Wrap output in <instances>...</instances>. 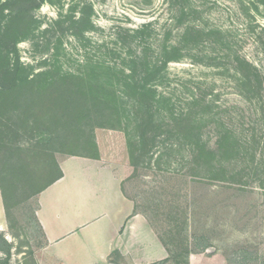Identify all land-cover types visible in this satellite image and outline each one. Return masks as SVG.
<instances>
[{
	"label": "rangeland",
	"instance_id": "rangeland-1",
	"mask_svg": "<svg viewBox=\"0 0 264 264\" xmlns=\"http://www.w3.org/2000/svg\"><path fill=\"white\" fill-rule=\"evenodd\" d=\"M60 88L102 103L67 121ZM42 147L122 176L151 251L110 262L264 264V0H0L8 264L43 258Z\"/></svg>",
	"mask_w": 264,
	"mask_h": 264
},
{
	"label": "crops",
	"instance_id": "crops-1",
	"mask_svg": "<svg viewBox=\"0 0 264 264\" xmlns=\"http://www.w3.org/2000/svg\"><path fill=\"white\" fill-rule=\"evenodd\" d=\"M59 166L62 176L36 195L35 216L45 237L41 264L45 258L55 264H116L109 261L114 250L124 256L138 249L150 253L152 229L122 194V176L101 159L84 156L62 158ZM3 215L0 189V232ZM157 257H163L160 249Z\"/></svg>",
	"mask_w": 264,
	"mask_h": 264
},
{
	"label": "trees",
	"instance_id": "trees-1",
	"mask_svg": "<svg viewBox=\"0 0 264 264\" xmlns=\"http://www.w3.org/2000/svg\"><path fill=\"white\" fill-rule=\"evenodd\" d=\"M53 94H54V98L52 100L54 101V105L52 106L56 110L58 109L62 111L60 113V116H66L65 118L67 119V121L71 119L74 120L76 118L78 119L84 118L85 113L89 111V108L91 107L89 103L91 99L94 100V102L102 103L99 96L96 97L93 91H92V95H90L89 97L86 96V92H84L83 90L73 91L71 89H63V88L57 89L56 91L53 92ZM88 117H89V112H88ZM100 126L112 127L114 125L110 123H101ZM37 135H42L44 141L49 144V141L51 140L49 135H52V133L50 129H41L39 130ZM42 150H43L42 153L44 154L45 157L44 172H46L48 176L49 174H52L53 170H56V175L51 179L50 177H48L44 183L36 187L34 194H38L40 191H42L44 188H46L47 186H49L51 183H53L55 180L59 179L62 176V171L57 161L53 158L50 148L42 147ZM0 189L2 193L4 208L7 211V205L5 202L6 199L3 193L4 189H3V181L1 179V175H0ZM0 253L5 255L4 258L0 257V264H8L7 261L11 255V245L8 242V240L4 237L2 232H0ZM33 264L36 263L34 262Z\"/></svg>",
	"mask_w": 264,
	"mask_h": 264
}]
</instances>
